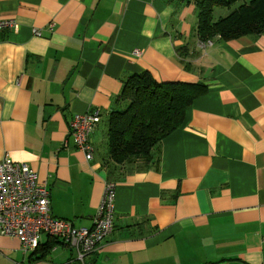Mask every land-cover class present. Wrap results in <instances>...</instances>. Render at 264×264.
I'll return each instance as SVG.
<instances>
[{
  "label": "crops",
  "instance_id": "crops-1",
  "mask_svg": "<svg viewBox=\"0 0 264 264\" xmlns=\"http://www.w3.org/2000/svg\"><path fill=\"white\" fill-rule=\"evenodd\" d=\"M196 1L0 0V20L18 24L0 32V161L29 165L51 214L76 227L116 183L113 232L85 264H264V34L201 46ZM142 73L207 90L154 167L104 168L109 114ZM87 112L100 114L89 161L68 133ZM59 243L49 264H80ZM29 255L0 236V264L44 260Z\"/></svg>",
  "mask_w": 264,
  "mask_h": 264
},
{
  "label": "trees",
  "instance_id": "trees-1",
  "mask_svg": "<svg viewBox=\"0 0 264 264\" xmlns=\"http://www.w3.org/2000/svg\"><path fill=\"white\" fill-rule=\"evenodd\" d=\"M195 3L199 10L196 33L200 42L264 34V0H197ZM216 7L229 11L215 19ZM206 90L202 82L159 83L147 73L129 77L108 117L104 168L154 167V152L162 140L182 125L186 109ZM57 244H60L57 239L47 238L29 258L43 260Z\"/></svg>",
  "mask_w": 264,
  "mask_h": 264
},
{
  "label": "built area",
  "instance_id": "built-area-1",
  "mask_svg": "<svg viewBox=\"0 0 264 264\" xmlns=\"http://www.w3.org/2000/svg\"><path fill=\"white\" fill-rule=\"evenodd\" d=\"M17 28L18 24L11 19L0 20V32ZM200 44L211 45L212 41ZM99 122L98 112L75 114L69 122L68 133L74 146L88 161L94 151L90 135ZM115 188V182L106 181L91 226L76 227L51 214L49 190L39 183L37 173L29 165L5 155L0 161V236L16 238L24 254L34 253L42 236L55 238L75 251L77 262L85 264V258L96 253L113 232Z\"/></svg>",
  "mask_w": 264,
  "mask_h": 264
},
{
  "label": "rangeland",
  "instance_id": "rangeland-1",
  "mask_svg": "<svg viewBox=\"0 0 264 264\" xmlns=\"http://www.w3.org/2000/svg\"><path fill=\"white\" fill-rule=\"evenodd\" d=\"M220 10H218V12H219ZM217 14V13H216ZM57 256V254H50L47 258H45L43 261H41V262H39V264H49V260H50V257H52V256ZM25 263H27L26 261H25Z\"/></svg>",
  "mask_w": 264,
  "mask_h": 264
}]
</instances>
